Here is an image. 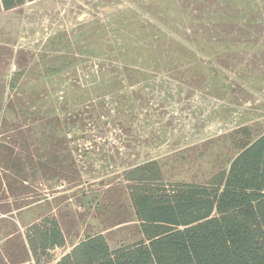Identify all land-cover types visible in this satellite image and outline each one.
<instances>
[{
    "label": "rangeland",
    "instance_id": "obj_1",
    "mask_svg": "<svg viewBox=\"0 0 264 264\" xmlns=\"http://www.w3.org/2000/svg\"><path fill=\"white\" fill-rule=\"evenodd\" d=\"M10 99L63 117L77 174L26 175L14 195L0 167V262L11 264L7 242L45 218L65 245L18 264H55L90 234L112 250L127 245L140 238L132 168L154 162L167 186L202 185L227 168L244 132L264 135V0L0 5V142L19 146L1 138L2 120L6 130L23 124Z\"/></svg>",
    "mask_w": 264,
    "mask_h": 264
},
{
    "label": "trees",
    "instance_id": "obj_2",
    "mask_svg": "<svg viewBox=\"0 0 264 264\" xmlns=\"http://www.w3.org/2000/svg\"><path fill=\"white\" fill-rule=\"evenodd\" d=\"M34 1L0 0V5L9 11ZM8 104L7 111L17 109L23 118L22 125L10 130L6 119L1 122V138L7 134L19 142H0V167L13 176L5 178L9 191L18 194L15 184L24 187L26 175L40 174L45 181L63 180L67 171L75 176L63 117L32 106L16 108L11 99ZM236 148L227 168L202 185L167 186L154 162L132 168L127 179L140 238L112 250L100 233L90 234L55 264H264V135L253 140L244 132ZM39 223L27 229L24 239L18 235L16 243L7 242V262L18 264L32 257L38 261L65 245L55 218Z\"/></svg>",
    "mask_w": 264,
    "mask_h": 264
}]
</instances>
